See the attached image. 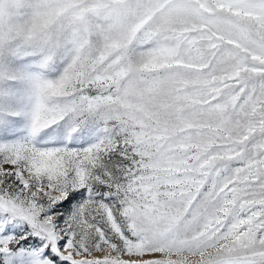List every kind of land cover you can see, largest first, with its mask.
Masks as SVG:
<instances>
[{
  "label": "snow or ice",
  "instance_id": "6c2138e0",
  "mask_svg": "<svg viewBox=\"0 0 264 264\" xmlns=\"http://www.w3.org/2000/svg\"><path fill=\"white\" fill-rule=\"evenodd\" d=\"M0 264H264V0H0Z\"/></svg>",
  "mask_w": 264,
  "mask_h": 264
}]
</instances>
